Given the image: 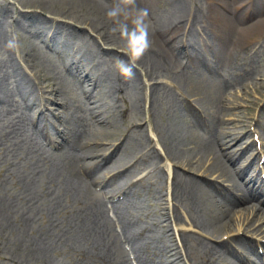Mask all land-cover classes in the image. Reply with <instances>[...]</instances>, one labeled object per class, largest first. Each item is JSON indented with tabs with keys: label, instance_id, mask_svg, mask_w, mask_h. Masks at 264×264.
Segmentation results:
<instances>
[{
	"label": "rangeland",
	"instance_id": "rangeland-1",
	"mask_svg": "<svg viewBox=\"0 0 264 264\" xmlns=\"http://www.w3.org/2000/svg\"><path fill=\"white\" fill-rule=\"evenodd\" d=\"M45 1L47 3L43 9L31 8L30 0L22 1L21 5L25 7L24 11L40 10L47 16L67 22L100 21L104 25L105 19L100 18L94 6L80 1ZM136 1L138 6L148 9L151 21V48L137 62L134 70L133 81L139 83L140 90L135 88L131 79L120 76L119 84L124 88L125 94L123 103L118 107L119 116L112 125L92 123L82 110L74 109L65 126L69 127L71 135H75L74 131L84 130L89 141L100 140L110 144L115 143L124 130L136 123L138 107H143L145 113L151 112L150 118L147 117L151 123L147 131L148 138L133 154H127L130 152L128 149L121 162L125 164L131 158L133 160L143 150L145 152L147 145L154 144L161 153L159 160L167 173L164 171V176L158 174V177L151 179V182L157 184L158 192L150 193L149 189H145V192L139 193L136 190L131 193L132 197L127 200V205L146 226L152 228L156 246L165 262L176 264L177 261L188 258L187 262L190 264H207V251L213 243L208 242L204 236L219 238L231 232L237 233L240 227L235 220L233 227L216 234L211 233L204 225L203 228L197 224L196 228L191 223L185 195L186 184L183 180L192 173L182 169L178 171L177 168L172 171L175 164L187 165V158L177 155L171 138L172 131L178 130L177 134L186 136L178 140V146L186 140L182 154H194L193 149L201 150L202 145L205 146L201 135H197L196 125L185 116L186 101L192 102L202 112L206 110L210 120L218 124L225 122L222 125L225 126L223 131L235 127L241 132L245 124H253L252 118H256L260 110H256V104L264 99V32L261 30L263 33H258L251 42H242L239 48L234 45V36L243 37L246 23H254L257 19L264 18V0ZM7 2L11 3L10 6H7ZM220 2L229 6L231 13L226 15L231 20L241 17L236 20L239 29L238 32L234 31L235 35L232 28L221 21L226 17V12L220 9ZM237 5L238 8H235ZM10 8L22 9L18 0H0V22L6 26L5 10ZM110 27V24L104 25L102 34L117 42L125 53L123 42L118 35L111 33ZM26 32L18 27L8 26L6 37H15L20 45ZM156 33L162 35L161 41L156 39ZM176 41L181 42L180 48ZM1 48L2 45L0 70L2 61L7 57L6 50ZM172 50L174 57L170 60ZM177 55L178 59L174 60ZM212 65L218 72H208ZM46 69L50 71L52 81L59 85L65 100L70 97L82 101L83 97L79 92L73 91L68 74L63 71L62 61L57 57L39 56L30 63L29 70L35 75L48 74ZM5 70L4 68L3 72L0 71V76H4ZM38 70L42 73H37ZM11 83L7 78L3 80V97L20 101L21 93ZM150 85L153 86L149 87ZM15 105L14 109L8 110V107L7 111L1 110L0 105V264H103L100 260L101 251L93 247L103 242L106 243V252L112 257L109 264H128L124 245L131 240L127 238V232L117 233L118 223L108 216L104 197L95 191L93 184L90 185L89 176L79 174L77 158L75 168L78 179L84 187H90L91 192L84 191L80 184L74 187L66 183L58 165L60 155L40 159V153L36 155L33 152L26 140L27 123L25 119L18 117L21 112L18 111L16 103ZM32 107L35 108L33 105ZM106 112L111 114L112 110L107 108ZM250 126L246 128L247 133ZM251 127L253 130L254 127ZM192 134L200 139L194 138ZM261 138L264 139V136L261 135ZM239 140L241 141L235 143L233 149L248 148L253 138L251 135L246 137L242 134ZM36 142L40 140L37 139ZM246 153L248 151L243 154ZM62 159L73 161L70 158ZM168 164L171 166L170 170ZM210 164V161H206L204 167ZM204 167L200 169L196 164L198 172L193 174L195 180H189L190 183L201 180ZM148 170L144 163L137 166L134 180L139 178L140 173L145 175ZM177 171L174 185L172 179ZM27 184L30 191H24ZM169 202L171 206L175 203L178 208L176 220L172 215L173 210L171 216L167 214ZM248 204L258 206L256 200H250ZM235 209L239 211L242 208ZM198 219L196 217L195 221ZM178 229L183 232H178Z\"/></svg>",
	"mask_w": 264,
	"mask_h": 264
},
{
	"label": "bare ground",
	"instance_id": "bare-ground-1",
	"mask_svg": "<svg viewBox=\"0 0 264 264\" xmlns=\"http://www.w3.org/2000/svg\"><path fill=\"white\" fill-rule=\"evenodd\" d=\"M24 0H18V2L21 4V2ZM64 1H80L83 4H87L90 6H94L96 9L98 15L100 18H104V25L110 24V22L107 20L106 17V8L105 5L100 3L99 0H64ZM145 1V0H144ZM217 2L216 0H213ZM143 2V1H142ZM141 2V3H142ZM47 1L45 0H30L31 8L33 9H43L46 5ZM137 3V1H136ZM238 3V2H237ZM236 3V4H237ZM239 5H237L235 8H238ZM222 11L224 10L226 17L221 20L227 24L228 27L232 28V33L234 34V31L238 32V24L236 22V18H232L231 20L230 16L226 15L231 13V10H229V6L222 7ZM234 8V9H235ZM234 16V15H233ZM14 21H20L25 23L26 25L30 23L31 21L37 23L39 27L45 28L46 34H53L56 36H64V38H67L68 40H71L72 44H67L66 42H63L65 39H62V42H57L58 45L52 44L53 49L52 51L61 54L60 57H65L63 55L71 53L72 57L69 59L68 57H65L68 60H71V62L75 65L77 63L84 64L89 71L92 73L94 80L97 83H102L110 93H112L113 90V81L111 78V73L107 72L105 70L107 64L108 65H114V57L120 56L121 58L126 56L123 54V52L120 51V45L117 42L111 41L109 37L102 34L101 30L103 28V24L100 21L95 22H85L81 23L78 21H74L72 23L70 22H64L58 19H52L43 16L42 12L34 11L30 14L18 12V16H9ZM230 20L232 22H230ZM92 30L93 32L97 33L99 36L95 37L92 32L89 31ZM264 32V18L257 19L254 23H246L243 28V37H239L238 35H235V43L234 45L237 46V48L241 45L242 42L252 40L253 38L257 37L258 33L260 34L262 31ZM262 32V33H263ZM156 39H159V41L162 40V35L159 33H156L155 35ZM8 38L4 36L1 28H0V45L3 44V48H6V44L8 42ZM51 42V41H50ZM75 42H78L80 45L76 50L69 49L65 45L66 44L70 47L77 46ZM177 42V47L181 46V42ZM175 42V43H176ZM234 42V40H233ZM60 44V45H59ZM50 47V45L48 46ZM75 48V47H73ZM29 56L31 53L35 50H37L36 47L31 46L28 49ZM174 57V51L172 50L170 52V60ZM127 59V58H126ZM7 65L10 66L8 69L9 76L14 78L16 81L17 86L22 89L25 93H35L36 90H44V97L45 100L48 101V95L54 96H60L61 91L59 89H53L52 84L49 80V75H39L36 74L34 76L29 75L25 69L21 68L18 64V61L15 58H9L7 61ZM37 73H42L41 70H38ZM7 77V74H5ZM76 83L82 84L83 86L80 87L81 91L83 93L87 94L90 92L88 87V82L84 80L83 78H80L79 76H74ZM136 84V89L140 90V85L136 81H134ZM43 84L47 85V88H50L49 90L43 89ZM113 94V93H112ZM91 98V97H88ZM94 99L96 104H100L102 99L99 97V95H95L92 97V100ZM88 100V99H87ZM226 105V104H225ZM264 107V105H263ZM97 108H100L99 106ZM227 108V107H226ZM102 112V111H101ZM103 113V112H102ZM138 113H139V121L143 122L145 120L144 118V110L140 106L138 107ZM91 116L94 118L97 115L96 111H90ZM195 117V125L200 127L203 131V137L201 138L205 146L202 145L201 150L199 149H193L194 154L191 155H185L182 154V151L184 150L185 142L186 140L178 146V140L181 137V139L186 138L185 135H179L178 130H174L172 132V142L173 145L176 147L177 155L183 156L187 159L186 163L187 165H184L188 168V171L190 172H197L196 171V164L200 166V169L204 167V164L206 161H210L211 164L208 167H204V171L206 173H213L217 175L218 179H221L223 181H230L232 178V174L234 173V169H229V164L234 163L237 161L241 155L238 153H231L230 149H233L234 146L239 141L240 134L237 131V128L233 127L232 129L229 128L230 131L223 132L220 131V129L216 128L215 125L212 126V132L210 133L209 137L207 133V122L201 121L200 117L197 115H194ZM226 116V115H224ZM107 114H100L98 118H96L97 122L105 121L108 122ZM105 124V123H104ZM225 124V123H224ZM223 124V125H224ZM203 128H202V127ZM218 130V131H217ZM39 132H44L43 129H40ZM239 135V136H238ZM194 138L196 135L192 134ZM81 135L77 136L75 139L76 141L73 143L76 150L80 153L79 157L82 160L85 159H91L94 161H97L99 165L95 166V162L87 161V168L86 173L91 177V181L89 182L90 185H96L100 184L106 186V190L109 194L115 193V188L110 183H106L105 180L109 177L112 169L111 165L112 162L110 160L111 155L113 153L116 155L117 153V147L115 148L116 151H111L110 155L108 156V160L104 159L103 161H99L101 158L96 160L98 158V151L101 148L99 144H96L95 147L89 146L88 144H85L77 139H79ZM207 137V138H206ZM128 140L123 144L122 149L120 151H126L127 149L134 150L133 148L137 147L139 148L140 141L137 140L134 141V143L131 145V136L126 137ZM200 139V138H198ZM100 141V140H99ZM236 143V144H235ZM102 146H104L103 143H100ZM113 147H111L112 149ZM103 149H109V148H103ZM230 150V151H229ZM260 157H264V151L260 152ZM129 154V153H127ZM126 154V155H127ZM170 155V153H168ZM124 155V154H123ZM62 158H70L73 161H66ZM71 153H62L58 157V165L60 167V172L62 177L65 179L66 183L77 187L78 184H80L84 191L91 192L90 187L86 186L84 187L82 185V182L78 179V174L76 171V158ZM185 162H183L184 164ZM185 163V164H186ZM104 171L102 173L97 171V168L101 167V165H104ZM127 164L123 165L125 167ZM86 167V166H83ZM97 167V168H96ZM123 169V168H122ZM83 172H85L83 170ZM94 172V173H93ZM93 173V174H92ZM183 182L186 184L185 187V193L187 196V200H190L192 205V210L195 212L196 217L199 218L198 221H195L199 223L201 226H206L211 233H220L223 230H226L227 228H230L231 226L235 224V220L237 221V226L239 231L243 230L246 233L254 232L255 234L262 235L264 233V211L258 207H256L253 210L252 206H244L242 209L237 211L235 208L240 205V203H243L247 199L246 196H243V201L236 200L239 194H243L242 189L246 188V185H236L238 191H234L233 194H226L223 192V188L218 186V188H214L211 184H207L211 189L216 191L219 195L215 194L211 189L208 187H204L202 184H196L187 180H183ZM31 188L27 184L25 186L24 191H30ZM248 190V189H247ZM257 199V198H264V189L256 190V191H250L248 190V200L249 199ZM260 204V201H259ZM252 210V212H251ZM122 212V213H121ZM116 213L118 215V219L122 225H124L127 228V238L129 240L135 241L136 239L141 241V245L149 246L150 244V238H144L142 235L141 229L138 228L136 224L139 225L140 222H135V220H132L134 223L130 221H126L125 217L123 215V211L121 208L116 207ZM193 222V220H191ZM136 223V224H135ZM245 224V225H244ZM244 225V226H243ZM203 227V226H202ZM141 228V227H140ZM141 236H140V235ZM221 234V233H220ZM231 240H235L234 242H237L241 247L243 246L245 248L244 254L245 256H250L252 253L258 254L257 252H248L247 246L250 243L245 242L242 238H237L236 236L232 237ZM106 243H99L96 245H93V247L97 250L101 251L100 260L103 264H109L111 261V256L109 253L106 252L104 245ZM223 246H227L224 244ZM215 250V249H214ZM111 251H113L111 249ZM233 255V252H232ZM239 255V254H238ZM235 256V255H234ZM155 257V255H154ZM156 258V257H155ZM236 261L234 264H247L246 259L243 255L240 254V256H235ZM257 259V261H256ZM248 264H261L260 260L258 258H255L254 262H250Z\"/></svg>",
	"mask_w": 264,
	"mask_h": 264
},
{
	"label": "clouds",
	"instance_id": "clouds-1",
	"mask_svg": "<svg viewBox=\"0 0 264 264\" xmlns=\"http://www.w3.org/2000/svg\"><path fill=\"white\" fill-rule=\"evenodd\" d=\"M105 8L111 33L118 35L126 49L127 60L114 57V68L123 78L132 79L137 62L151 48L149 11L138 6L136 0H113L111 4L105 3ZM6 46L15 50L20 45L13 37Z\"/></svg>",
	"mask_w": 264,
	"mask_h": 264
}]
</instances>
